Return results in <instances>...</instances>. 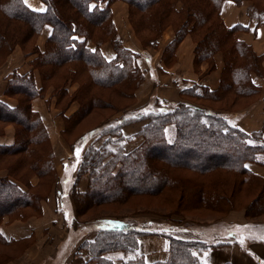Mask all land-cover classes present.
I'll return each mask as SVG.
<instances>
[{
	"label": "trees",
	"instance_id": "16d2710c",
	"mask_svg": "<svg viewBox=\"0 0 264 264\" xmlns=\"http://www.w3.org/2000/svg\"><path fill=\"white\" fill-rule=\"evenodd\" d=\"M65 1L67 2L65 3L64 0H40L45 6V11L38 13L30 10L22 0H0V13L4 20V22L0 21V28L9 27L13 22L21 23L22 26L24 25V32L25 27L27 31L32 32L30 40L39 35L44 25H49L52 30L42 51L34 47L25 53V56L35 55L30 61L32 70L24 75L13 72L11 78L6 82L3 94L6 97L14 98L17 102L16 106L10 108L0 101V135L5 125L11 124L15 128L13 145L0 147V162H7L6 167L8 168L9 158L23 153L25 158H22L19 164L26 165L30 172L44 181L51 177L50 173L52 174V153L48 146L47 133L43 123L39 115L31 109V101L35 98H43L45 91L51 88L53 89L52 93L56 92L54 97L57 102H61L67 97L68 102H85V107L76 114L75 119H77L90 106L96 105L97 95L94 90L112 89L120 96L125 94L120 92L121 89L126 92L129 90V98L133 100L134 91L144 79L137 64L138 54L123 46L116 35L114 25L110 22L109 3L112 0H109L104 8L90 7V4L106 0ZM121 1L128 4L131 13L134 11L138 14V23L141 22V25H145L141 27L142 29L140 28L141 30H138L137 27L135 29L139 33L146 31L147 35L154 34L155 30L163 23L167 17L165 9L170 11L168 0ZM223 1H231L236 5L243 1H249L252 5L247 9V17L257 24L264 21V0H193L184 6L185 19L175 30L173 41L166 47L174 49L186 33L191 34L196 31L197 34L198 32L197 36L200 38L195 43V66L201 62H207L210 66L208 71L211 73L215 70L213 57L219 54L223 64L218 89L208 91L197 85L186 86L184 84L180 89L183 102L168 104V111L160 110L155 114L144 110L142 113H148L144 118L148 119V125L141 130L140 134L136 135L142 139V142L126 154H124V144L127 139L122 136L120 127L138 121L142 117L133 115L131 118L117 119V121L115 120L117 126L115 125L114 128L109 126L112 124H107L109 126L107 128L106 125L99 127V131L105 128L101 130L98 137L108 136V138L97 148L92 144L76 169L78 179L86 177V190L81 195V199L91 196L93 203L100 205L101 202L123 200L130 193L153 195L156 191L168 187L172 192H181L187 198L190 195L193 197L196 195L195 192H199L201 201L193 200L195 206L215 213H222L223 208L220 206L224 205L226 213H228L235 206L231 201V196L230 199L224 197L227 188L236 189L247 185L248 192L258 193L259 197L263 196L262 203H264V179L250 173L246 167V163L255 162L257 155L264 152V145L249 144V141L254 143L259 140L264 143V127L260 132L247 134L232 126L226 118L209 112L208 110L211 109L206 106L193 105L194 101L189 100H216L217 96L218 98L221 96L220 99H222L223 93L227 92L243 100L257 99L259 89L252 83L250 75L261 72V58L257 57L248 45L238 39V34L246 28L242 26L227 28L224 25L219 16V8ZM177 12L181 14V12ZM214 14L216 20L213 21L211 18ZM192 21L193 24L188 30V24ZM97 29L100 30V37L97 42L90 44L92 30ZM19 35H23V32ZM7 38V35L0 32V52L6 47L8 54L12 47L6 46V43L9 44ZM157 39L156 34L152 39L147 38V45H155ZM105 43L110 44L114 52V59L111 61H106L100 54L99 48ZM147 45L145 47H148ZM33 71H36L40 78L38 89L35 85ZM78 75L82 77L80 80L83 83H78L76 95L67 96L68 80L75 82ZM67 107L66 105L65 108L67 109ZM70 117L65 116V120L69 121L72 118ZM170 124L174 125L176 134L172 144L164 141L163 132L165 126ZM96 128L98 127L89 129L80 135V143L83 144L88 135L95 134ZM114 133L116 137H112ZM185 135L187 136L185 137ZM252 135L256 136L258 140H254ZM110 138H114L115 141ZM195 142L199 146H193ZM160 148H165L168 151L186 150L189 155L201 150L204 154L208 152L206 159L209 158L212 161L198 167L187 163V155L178 161H167L158 157L155 159L156 155L153 151ZM224 155L230 156L234 163L223 160ZM156 160L163 162L168 168L161 171L155 169L152 164ZM143 163L145 164L144 168L142 167ZM171 168H184L203 174L230 172L234 177L231 180L223 179L220 183L224 185L220 186L216 185L219 182L214 181L216 183L215 185L212 183L210 190V187L205 188V185L198 182L183 184L181 179L171 176L169 170ZM6 170H8V175L0 177V219L13 216L12 221L21 220L24 209H30L33 213L38 212V202L41 197L31 195L30 190L22 189L16 180H11L9 169ZM240 177L243 178L239 179ZM146 182H149L150 187L159 184L152 189ZM136 183L137 185L134 186ZM75 187L77 188V185ZM98 187L107 188L108 191H112L115 187L118 189V193L105 196ZM183 187L185 190H180ZM213 189L215 190L213 191ZM243 210L245 217L250 218L256 216L258 212L264 211V205H248L244 206ZM117 224L110 225L112 227L109 225L100 227L95 242L87 245L86 251L91 264H113L112 259L106 256L107 254L134 248L133 252L136 249L135 244L133 246L132 237L140 235L139 233L143 230L142 225L127 220H121ZM167 239L169 240V238ZM22 241L7 240L0 232V244L10 245ZM169 241L171 243L167 260L152 264H202L198 259V252L209 247L199 241ZM81 249L84 250L83 246ZM196 250L197 255L193 254ZM6 263L7 261L3 262V264ZM84 263L88 264V261ZM121 264L146 263L138 256L132 260L122 261Z\"/></svg>",
	"mask_w": 264,
	"mask_h": 264
},
{
	"label": "rangeland",
	"instance_id": "374dc122",
	"mask_svg": "<svg viewBox=\"0 0 264 264\" xmlns=\"http://www.w3.org/2000/svg\"><path fill=\"white\" fill-rule=\"evenodd\" d=\"M108 1L109 0L91 3L90 7L104 8L108 4ZM192 1L193 0H168V4H170V11L165 9V16L167 15V17L155 30L154 34H156V37L158 38L155 45H147L148 42L146 41L149 37L152 39L154 34L147 35L148 33L146 31H140V33L138 32V30H141V27H144L145 25H141V22L140 24L138 23V14L134 11L131 13L126 2L121 0H112L109 3V9H111V6L115 3H122L126 6V12L123 15L122 11L121 17L123 18V27L120 25L118 28L120 32L114 26L116 35L122 43L121 37L124 41H129L130 33L132 38H134V41L137 43V46H139L142 50L147 51V49H157L158 40L161 38L166 29L170 28L174 33L175 30L180 27L182 24L181 22L184 21L186 16L184 6ZM64 2L66 3L67 1L64 0ZM177 11H179V13L181 12V14H178ZM121 18H119V20H121ZM110 19V22L114 25L112 16ZM211 19L213 21L214 19L216 20V15L214 14ZM0 21L4 22L1 13ZM14 24L16 23H11L9 27L4 26V28L7 27L6 29L0 28V32L7 35V39H9V44L6 43V46H10V48L12 47L8 54L6 47L2 52H0V67L7 61V58L14 50H19L23 55V58L28 60L33 56L35 57V55L25 56V53H28L27 51L34 49V47H36L39 51H42L45 47L46 41L44 42L42 48L38 47L37 41L39 35L35 37V39L30 40L32 32L27 31L26 27L24 32V25L22 26L21 23L16 25ZM192 24L193 21L188 24V30L191 28ZM136 27L138 30L135 29ZM187 29H185V32H187ZM22 32L23 35L18 36V34H21ZM92 32V42H90V44L97 42L100 37V30H92ZM197 34L196 31L191 34L186 33L174 49H167L166 46L160 59L169 64L175 63V51L181 41L187 36H189L194 45V55L195 43L200 38ZM108 45L111 47L110 44ZM146 45L148 47H145ZM193 65V69L196 72H200L201 66L206 67L205 71L201 73V76L210 74L208 71L210 66L207 62H201V64L196 66L193 62ZM27 66L30 68L29 71H31L32 68L30 66V61L27 62ZM260 69L261 72L259 71L256 76L264 77V71L261 68V63ZM33 72L34 74H37L40 84L38 73L36 71ZM254 77L255 74L250 75L251 81ZM80 78L82 77L78 75L75 82L68 80L66 85L67 96L77 94L78 83L80 84L82 82ZM143 82L144 79L138 88H140ZM138 88L134 91L133 100L129 98V90L126 92V90L124 91V89H121L120 92L125 93L123 96L117 95V93H115L112 89L94 90L97 95L96 105L90 106V108L77 119H75L76 114L81 111L83 107H85V102H68V97L62 99L61 102H57V99L54 97L56 92L52 93L53 89L49 88L45 91L42 99L45 101L46 107L50 108L52 105V115L55 116V119L57 120L56 125L58 126V131L56 129L58 134L56 140L59 144L56 146V156L53 152L52 142L47 134L48 146L52 153V174L50 173L49 176L51 177L46 178V181H44L38 178L33 172H30L26 165H20L19 161L22 158H25L23 153L10 157L8 161V168L6 167L7 162H0L1 174L3 173L7 176L8 170L6 169H9V175L10 178H12L11 180H16L18 185L25 191L30 190L31 195H36L39 198L41 197L38 202V212L33 213L30 209H24L21 220L12 221L13 216H10V218L0 219V228L3 224L9 225L15 221L26 222L33 219L40 220L44 215V208L49 209L47 211L50 215L46 216V220L43 219L38 221L36 225L33 223L37 233L36 235H33L31 239L23 240L20 243L10 245L0 244V264H3V262L6 261V264H9L18 258H21L24 253L36 242L38 243L35 245V255L33 254L31 258H25L27 260V264H85L84 262L86 261H88V264H91L86 251L87 245H91L95 242L98 235V229L100 227H106L108 225L114 226V224L119 223L121 220L132 221L140 224L142 225L143 230L139 233L140 235L138 237H132L133 246L135 244L136 247L133 252L132 249L134 248L128 251H118L116 253H109L106 255L108 258L112 259L113 264H121L122 261L132 260L138 256L141 257L142 261L146 264L164 262L169 256L168 251L171 243L169 240L192 242L199 241L205 243V246H209L208 248L203 251L199 250L200 252H198V255L196 253L197 250L193 253L198 256V259L202 262V264H260L256 259H253L247 253L245 246L257 241L264 242V239H260V237H264V211L258 212L256 216L246 218L243 207L248 205L255 206V204H261V206L262 204L264 205V203H262L263 196L259 197L260 195L258 196V193L256 192V194L249 193V187L247 185H242L236 189L227 188V193L224 197L229 198L231 196L233 199H231V201L235 206V208L230 209L231 211L229 210L228 213H226V207L224 205L220 206L223 208L222 213H215L203 207L195 206L193 204V200L201 201V195L199 192H195L196 195H193V197L190 195V197L187 198L181 192H172L168 187L163 188L161 191H156L153 195L130 193L128 196H125L123 200L118 199L112 202H101L100 205L94 204V201L92 200L93 197L91 196L86 198L84 197V199L80 198L86 190V177L78 179L76 169L81 163L84 154L92 144V146L97 148L106 138H108V136L98 137L101 130L109 126H113L111 128H114L117 119L131 118L133 115H137L139 118L141 116L142 119L130 122L127 125L124 124L120 127L121 130L119 129L122 136L127 139L124 144V154H126L142 142V139L140 137H136V135L140 134L141 130L148 125V119H144L147 117L146 115L149 112L155 114L160 110H169V106L161 102H137L135 94ZM223 96L224 97L222 99H220L221 96L220 98L217 96L216 100H189L194 101L192 102L195 103L193 105L206 106V108L211 109L208 111L212 114H218L227 118L226 115L241 112L252 106L258 100L260 90L258 92L257 99L255 100L254 98L244 100L236 98L229 92L223 93ZM10 99L16 102L14 98ZM51 100H54V102L51 103ZM192 103L190 102V104ZM66 105L68 106L67 109L65 108ZM72 106L74 107L73 112L69 111ZM144 110L148 113H142ZM67 111L70 113L66 116L65 113ZM65 116H71L72 118L70 117L71 119L66 121ZM107 124L112 125L107 126ZM7 126H11L15 134L14 126L10 124L3 127L2 134L0 136H3L4 130ZM102 126L105 127L99 131V127L101 128ZM95 127H98L95 129L97 130L96 133L90 136L88 135L85 142L83 144L82 142L80 143L79 136L87 130ZM263 127L264 123L259 131H261ZM45 131L47 133L46 129ZM163 132L165 135L164 141L168 144H172L175 141L176 135L174 125L170 124L165 126ZM186 136L187 135H185V137ZM112 137H116V134L114 133ZM110 139L115 141L114 138ZM253 139L256 141L258 140L256 136H253ZM249 144H253L255 146L264 145L261 140L254 143L249 141ZM193 146H199V144L195 142L193 143ZM61 147L66 148L69 153L72 152L73 157L69 158V155L68 159L64 158L59 160L62 155ZM111 147L114 146L111 145ZM73 148L75 149L73 150ZM153 152L156 155L154 157L155 159L158 157L159 159L162 158L167 161H178L180 158H185L187 155V163L197 165L198 167L207 164L211 160L209 158L206 159V154H208V152L204 154L201 150H198L196 153L191 155H189L186 150L168 151L165 148H160L158 150H154ZM77 153L79 154L77 155ZM63 160H65V162H63ZM223 160H227L228 163H234L233 159L228 155H224ZM152 165L159 171L168 168L163 162H157V160ZM246 166L250 168V170L248 169L250 173L264 179V171H261V169H264V152L257 155V160H255V162L246 163ZM142 167H145L144 163L142 164ZM252 167L254 170L260 169L258 174L256 171L251 169ZM137 170L139 171V169ZM169 170L171 172V176L181 179L183 184L198 182L205 185V188L210 187V190L212 189L211 186L214 181L219 182L216 185L220 186L224 185L220 183L223 179L229 178V180H231L234 177L233 175L231 176L230 172H217L213 174L205 172L207 174H203L184 168H171ZM242 178L243 177H240L239 179ZM215 183L213 185H215ZM146 184L149 188L153 189L159 183L155 184L154 187H150L149 182H146ZM75 185H77V188ZM135 185H137V183L134 184V186ZM98 189L105 196H108L111 193L113 195L118 193V189L115 187H113L112 191H108L107 188L98 187ZM180 190H185V188H180ZM214 190L215 189H213V191ZM52 208L55 210L54 215L51 213ZM167 238H169V240ZM241 241H243V243H241ZM82 246L84 250L81 249Z\"/></svg>",
	"mask_w": 264,
	"mask_h": 264
},
{
	"label": "crops",
	"instance_id": "0c3cea01",
	"mask_svg": "<svg viewBox=\"0 0 264 264\" xmlns=\"http://www.w3.org/2000/svg\"><path fill=\"white\" fill-rule=\"evenodd\" d=\"M25 5L30 10L38 13H43L45 11L44 4L39 0H28ZM251 5V2L249 1H243L239 5H236L231 1H223L219 8V16L227 28L235 26H242L246 28L238 34V39L248 45L257 57L261 58V68L264 71V21L257 24L255 21L247 17V9L251 7ZM40 9H43V11H40ZM110 10L114 26L117 29L120 25L123 27V18L121 17L122 11L123 15L126 12V6L122 3H115L111 6ZM119 18H121V20H119ZM51 31L52 30L49 25H44L42 27L37 41L39 48L43 47L44 42L51 35ZM129 38V41H124L121 37L122 44L126 49L138 54L137 64L144 75V82L135 94L137 102L157 101L165 105L183 102L180 96V89L184 84L186 86L197 85L206 88L208 91H215L218 89L220 73L222 70L220 55L217 54L213 57L215 70L210 74L201 76V73L205 71L206 67L201 66L200 72L194 71V45L189 36L185 37L178 45L177 50L175 51L176 60L173 64H169L160 59L164 48L173 41L174 33L172 29L168 28L165 30L161 38L158 40V47L156 50H142L139 46H137V43L134 41V38H132L130 33ZM99 51L106 61L114 59V52L108 44L102 45L99 48ZM33 58L34 56L25 60L19 50H14L7 58V61L0 67V101L5 103L10 108L15 107L16 102L4 96L3 92L6 82L11 78V74L13 72L19 75L28 73L30 68L27 66V62L31 61ZM34 77L35 85L38 89L40 84L36 73L34 74ZM252 82L260 90L258 100L246 110L226 115L228 118L226 119L232 126L237 127L247 134L260 132L259 129L264 123V77L255 75L254 79L252 78ZM50 102L52 103L54 100H51ZM47 108L49 107H46L45 101L42 98H35L31 101V109L39 115L43 125L45 126L47 134L52 142L53 152L56 156V146L59 144L56 140L58 136L56 132V129L58 131V126L56 125L57 120L55 119V116L52 115V105L49 109ZM69 111L73 112L74 107L72 106ZM69 113L70 112L67 111L65 115L67 116ZM13 142V128L11 126H7L4 130L3 136H0V147H9L13 145ZM61 149L62 155L59 160L64 158L68 159L69 155V158L73 157L72 152H67V149L64 147H61ZM63 162H65V160H63ZM247 169L250 170L248 167ZM251 169L256 171L257 174L260 170H254L253 167ZM261 171H264V169H261ZM5 176L6 174L0 173V177ZM47 210L49 209L44 208V215L40 220H46V216L50 215ZM51 213L52 215L55 214L54 208H52ZM40 220L33 219L26 222L15 221L9 225L3 224L0 228V232L7 240H29L37 233L33 223L36 225V223ZM37 243L38 242L30 247L21 258H18L9 264H27V260L25 258L32 257ZM245 247V250L253 259H256L260 264H264L263 241L250 243V245H246Z\"/></svg>",
	"mask_w": 264,
	"mask_h": 264
},
{
	"label": "snow or ice",
	"instance_id": "6c2138e0",
	"mask_svg": "<svg viewBox=\"0 0 264 264\" xmlns=\"http://www.w3.org/2000/svg\"><path fill=\"white\" fill-rule=\"evenodd\" d=\"M23 3L27 4L28 0H22ZM40 11H43V9H40ZM79 153H77L78 155ZM260 239H264V237H260ZM241 243H243V241H241Z\"/></svg>",
	"mask_w": 264,
	"mask_h": 264
}]
</instances>
